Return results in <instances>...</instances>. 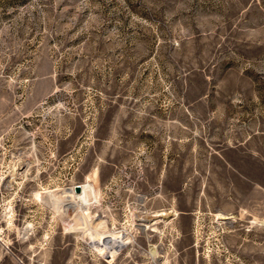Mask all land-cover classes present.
Instances as JSON below:
<instances>
[{
	"label": "rangeland",
	"instance_id": "obj_1",
	"mask_svg": "<svg viewBox=\"0 0 264 264\" xmlns=\"http://www.w3.org/2000/svg\"><path fill=\"white\" fill-rule=\"evenodd\" d=\"M0 264H264V0H0Z\"/></svg>",
	"mask_w": 264,
	"mask_h": 264
},
{
	"label": "bare ground",
	"instance_id": "obj_2",
	"mask_svg": "<svg viewBox=\"0 0 264 264\" xmlns=\"http://www.w3.org/2000/svg\"><path fill=\"white\" fill-rule=\"evenodd\" d=\"M15 172H13V178L15 177ZM77 185H80V191H76L75 187ZM48 193L50 194V201L47 204L56 214L62 217L61 220L65 229H70L74 233L83 232L84 236L88 237L91 241H94L98 236L105 233V230L108 228L107 220L94 217V215L91 216L89 213L90 205L100 203V198L93 184H73L69 189L61 191V194L56 190L49 191ZM72 208L76 209L77 212L70 217L68 212ZM12 210L13 208L11 207L10 212ZM173 212L177 214L176 210ZM11 215L10 213V217H12ZM224 216L222 213L218 214V217ZM30 226L31 224L27 226V230ZM110 241L112 242L111 238ZM151 252L157 258V249L152 248Z\"/></svg>",
	"mask_w": 264,
	"mask_h": 264
},
{
	"label": "flooded vegetation",
	"instance_id": "obj_3",
	"mask_svg": "<svg viewBox=\"0 0 264 264\" xmlns=\"http://www.w3.org/2000/svg\"><path fill=\"white\" fill-rule=\"evenodd\" d=\"M76 188V187H75ZM77 191V190H76ZM163 211V212H162ZM174 209H172V210H169V209H167V210H164V209H162V210H159V211H156V212H153V214H152V216H161V217H164V216H167V215H170V214H173V215H177V214H174ZM162 213V214H161ZM134 214H135V212L133 213L132 212V215H133V219H130V220H132L131 221V223L132 224H136V223H134V222H138L139 220L141 221V222H139V224H140V229L145 233V232H147V230H148V228L149 229H152L153 231L156 229V227H151V225H150V223H148V222H146L147 220H151V222L152 223H156L157 221H155V220H153V219H149V218H146L144 215H140V216H134ZM136 215V214H135ZM217 218L218 219H225V218H229V217H218V215H217ZM252 223H255V221L253 220L252 221ZM135 228L137 229V228H139L138 226H136L135 225ZM126 235H128L130 238H132V240L130 241V242H128L126 245H124L123 246V250L125 249V248H127V246H128V244H130L131 242H133V236H132V234L130 233V232H127V234ZM152 248H156L157 249V252H158V256H159V249H158V247H157V245L156 244H152L151 246H150V257H152V254H151V249Z\"/></svg>",
	"mask_w": 264,
	"mask_h": 264
},
{
	"label": "built area",
	"instance_id": "obj_4",
	"mask_svg": "<svg viewBox=\"0 0 264 264\" xmlns=\"http://www.w3.org/2000/svg\"><path fill=\"white\" fill-rule=\"evenodd\" d=\"M73 186V185H72ZM71 187V186H70ZM69 187V188H70ZM68 188V189H69ZM139 222H141L140 220L138 221V222H134V223H136V224H133L134 225V227H135V225L136 226H138L139 227V230H140V224H139ZM117 230V229H116ZM120 230H123V237H125L126 236V234H127V232H129L128 231V228H126V226H122V228H120ZM131 233V232H130ZM89 244H91V242H88ZM92 248V247H91Z\"/></svg>",
	"mask_w": 264,
	"mask_h": 264
},
{
	"label": "water",
	"instance_id": "obj_5",
	"mask_svg": "<svg viewBox=\"0 0 264 264\" xmlns=\"http://www.w3.org/2000/svg\"><path fill=\"white\" fill-rule=\"evenodd\" d=\"M76 189H77V191H80V190H81L80 185H77V186H76Z\"/></svg>",
	"mask_w": 264,
	"mask_h": 264
}]
</instances>
